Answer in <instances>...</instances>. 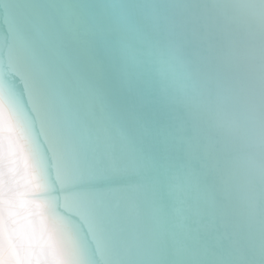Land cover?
I'll use <instances>...</instances> for the list:
<instances>
[{
    "label": "bare ground",
    "instance_id": "bare-ground-1",
    "mask_svg": "<svg viewBox=\"0 0 264 264\" xmlns=\"http://www.w3.org/2000/svg\"><path fill=\"white\" fill-rule=\"evenodd\" d=\"M0 264H264V0H0Z\"/></svg>",
    "mask_w": 264,
    "mask_h": 264
},
{
    "label": "clouds",
    "instance_id": "clouds-1",
    "mask_svg": "<svg viewBox=\"0 0 264 264\" xmlns=\"http://www.w3.org/2000/svg\"><path fill=\"white\" fill-rule=\"evenodd\" d=\"M7 199H6V205H7ZM13 203V205H15V200L13 199L11 201ZM19 213V210L17 209V214ZM14 231H15V235H16V238H17V243L19 244V246L21 248L25 247L28 240H27V235L26 233L24 232V230L20 227H16L14 228Z\"/></svg>",
    "mask_w": 264,
    "mask_h": 264
}]
</instances>
